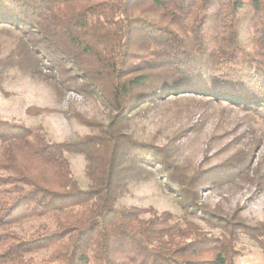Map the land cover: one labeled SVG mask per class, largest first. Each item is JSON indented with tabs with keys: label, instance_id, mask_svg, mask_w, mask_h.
Instances as JSON below:
<instances>
[{
	"label": "trees",
	"instance_id": "trees-1",
	"mask_svg": "<svg viewBox=\"0 0 264 264\" xmlns=\"http://www.w3.org/2000/svg\"><path fill=\"white\" fill-rule=\"evenodd\" d=\"M0 28L36 36L24 43L34 70L62 54L79 85L99 90L114 111L102 132L69 141L0 117V264H235L237 214L199 204V174H183L165 150L115 125L184 94L264 114V0H0ZM257 147L211 169L247 174ZM67 153L86 156L87 188L77 185ZM148 165L178 186L185 214L222 233L189 219L182 225L169 211L117 205L125 178ZM29 219L45 220L30 232L16 229ZM241 225L264 250V223Z\"/></svg>",
	"mask_w": 264,
	"mask_h": 264
},
{
	"label": "rangeland",
	"instance_id": "rangeland-1",
	"mask_svg": "<svg viewBox=\"0 0 264 264\" xmlns=\"http://www.w3.org/2000/svg\"><path fill=\"white\" fill-rule=\"evenodd\" d=\"M35 37L0 28V117L41 127L51 141L77 140L102 132L114 114L109 101L97 89H83L77 70L68 59H62V54L43 58L34 70L25 55L24 43L30 46ZM14 56L23 59L20 66L12 62ZM37 108L50 110L35 111ZM115 127L138 141L165 150L183 174H199V204L225 216H238L233 221L238 224L236 245L241 255L236 257L235 264H264V250L241 225L264 223V114L227 100L184 94L143 105ZM247 145H258L247 174L211 169ZM67 157L77 185L87 188L91 180L86 156L67 153ZM125 179L127 183L118 192L117 205L152 208L158 213L169 211L182 225L189 219L206 232L222 233L203 219L185 214L187 200L176 184L167 181L165 170L159 165H148L138 175ZM44 220L29 219L16 229L30 232Z\"/></svg>",
	"mask_w": 264,
	"mask_h": 264
}]
</instances>
